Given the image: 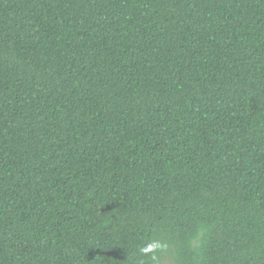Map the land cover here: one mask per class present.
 <instances>
[{"label":"trees","instance_id":"1","mask_svg":"<svg viewBox=\"0 0 264 264\" xmlns=\"http://www.w3.org/2000/svg\"><path fill=\"white\" fill-rule=\"evenodd\" d=\"M0 264H264V0H0Z\"/></svg>","mask_w":264,"mask_h":264}]
</instances>
